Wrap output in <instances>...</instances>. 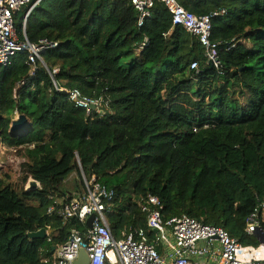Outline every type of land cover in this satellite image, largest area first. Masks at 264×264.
<instances>
[{
  "label": "trees",
  "instance_id": "obj_1",
  "mask_svg": "<svg viewBox=\"0 0 264 264\" xmlns=\"http://www.w3.org/2000/svg\"><path fill=\"white\" fill-rule=\"evenodd\" d=\"M180 3L196 15L225 11L212 18L219 68L196 37L172 30L162 3L141 27L128 1L42 0L25 24L28 9L15 15L21 41L58 44L44 62L63 90L44 67L31 75L26 52L0 65V145L24 159L18 182L0 168V264H55L73 230L88 232L58 214L80 189L65 184L76 154L87 176L115 190L107 219L116 240L143 230L161 252L140 205L152 195L166 220L189 216L261 245L246 230L264 202V0ZM71 90L103 98L104 114L76 107ZM16 115L33 126L15 135ZM30 179L41 188L27 193ZM259 221L264 229L263 211ZM43 229L44 239L27 236Z\"/></svg>",
  "mask_w": 264,
  "mask_h": 264
},
{
  "label": "built area",
  "instance_id": "obj_2",
  "mask_svg": "<svg viewBox=\"0 0 264 264\" xmlns=\"http://www.w3.org/2000/svg\"><path fill=\"white\" fill-rule=\"evenodd\" d=\"M41 1L0 0V65L8 66L19 53L26 52L31 75L36 76L41 67H44L53 80L55 90L62 91L54 79L59 69L50 70L44 62V54L56 49L58 44L47 41L32 44L27 38L21 41L15 27V15L28 9L24 18L25 24L30 13ZM111 1L131 3L138 13L140 27L151 16L157 3L164 4L172 17V30L181 26L196 37L203 47L207 62L220 67L218 44L211 39L212 18L225 14V11L210 16L196 15L188 11L180 0ZM146 42L147 39L139 50H143ZM192 68L197 69L198 64L194 63ZM67 93L76 107L85 109L88 113L96 110L104 114V107L108 106L103 98H88L79 90ZM75 165L76 170L68 176L65 183L70 179L75 181L73 174L77 173L80 189L74 197L61 204L58 214L65 221L77 218L83 223L92 215L95 218L92 228L85 235L78 230L71 232L68 241L57 250L55 264H74L82 248L89 254V264H264V244L259 247L243 246L225 229L205 225L189 216L166 220L161 212L163 206L159 198L152 195L141 197L140 205L142 211L149 214V227L156 232L157 242L164 251L160 252L157 246L150 244L143 230L130 231L124 238L116 240L107 219L109 203L115 197V190L104 185L96 175L87 176L77 154ZM50 211H54V208ZM261 211L264 213V202L250 218V226L246 230L249 235L257 236L255 228H262L259 221Z\"/></svg>",
  "mask_w": 264,
  "mask_h": 264
},
{
  "label": "water",
  "instance_id": "obj_3",
  "mask_svg": "<svg viewBox=\"0 0 264 264\" xmlns=\"http://www.w3.org/2000/svg\"><path fill=\"white\" fill-rule=\"evenodd\" d=\"M92 109H94V106H92ZM33 125L30 124L27 120V118L23 115H16L15 118L12 120V126L11 129L13 132H15L17 135L18 132H20L23 129L31 128ZM41 188V184L36 182L33 179H30L28 183L26 184V192L27 193H32L37 191L38 189ZM95 218V215H92L89 217L87 220L86 224L89 229L92 228V223ZM257 237L260 241L261 244H264V229L262 228H255ZM48 235L47 231L45 229L40 230L38 232L34 233H28L27 236L30 237L31 239H44ZM90 263V258L87 250L85 248H82L80 250V254L77 258V260L74 262V264H89Z\"/></svg>",
  "mask_w": 264,
  "mask_h": 264
},
{
  "label": "rangeland",
  "instance_id": "obj_4",
  "mask_svg": "<svg viewBox=\"0 0 264 264\" xmlns=\"http://www.w3.org/2000/svg\"><path fill=\"white\" fill-rule=\"evenodd\" d=\"M24 162V159L16 154V151L13 149H8L5 145H0V168L12 172L14 180L18 182L20 177L21 168L20 165ZM74 178H77L76 174H73ZM77 179L73 181L72 179L68 180L66 185L71 187L77 183Z\"/></svg>",
  "mask_w": 264,
  "mask_h": 264
},
{
  "label": "crops",
  "instance_id": "obj_5",
  "mask_svg": "<svg viewBox=\"0 0 264 264\" xmlns=\"http://www.w3.org/2000/svg\"><path fill=\"white\" fill-rule=\"evenodd\" d=\"M164 250L162 249L161 252H163ZM214 264H218V263H214Z\"/></svg>",
  "mask_w": 264,
  "mask_h": 264
}]
</instances>
